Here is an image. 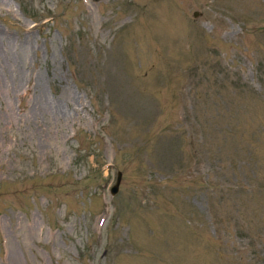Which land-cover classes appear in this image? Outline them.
I'll list each match as a JSON object with an SVG mask.
<instances>
[{
    "label": "rangeland",
    "instance_id": "1",
    "mask_svg": "<svg viewBox=\"0 0 264 264\" xmlns=\"http://www.w3.org/2000/svg\"><path fill=\"white\" fill-rule=\"evenodd\" d=\"M0 264H264V0H0Z\"/></svg>",
    "mask_w": 264,
    "mask_h": 264
},
{
    "label": "water",
    "instance_id": "2",
    "mask_svg": "<svg viewBox=\"0 0 264 264\" xmlns=\"http://www.w3.org/2000/svg\"><path fill=\"white\" fill-rule=\"evenodd\" d=\"M118 180H119V174L117 173V175H116V180H115V184L112 186V188H111V192H113V191L116 189V186H117Z\"/></svg>",
    "mask_w": 264,
    "mask_h": 264
},
{
    "label": "bare ground",
    "instance_id": "3",
    "mask_svg": "<svg viewBox=\"0 0 264 264\" xmlns=\"http://www.w3.org/2000/svg\"><path fill=\"white\" fill-rule=\"evenodd\" d=\"M39 92V91H38ZM41 102V100H39Z\"/></svg>",
    "mask_w": 264,
    "mask_h": 264
}]
</instances>
